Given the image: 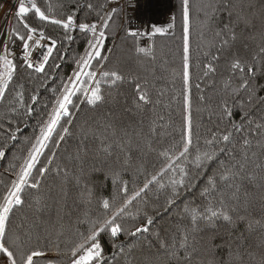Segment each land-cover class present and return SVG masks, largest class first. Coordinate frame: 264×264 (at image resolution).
Segmentation results:
<instances>
[{
  "label": "snow or ice",
  "instance_id": "6c2138e0",
  "mask_svg": "<svg viewBox=\"0 0 264 264\" xmlns=\"http://www.w3.org/2000/svg\"><path fill=\"white\" fill-rule=\"evenodd\" d=\"M116 2L0 22V264H197L221 229L228 264H264V0H178L150 29Z\"/></svg>",
  "mask_w": 264,
  "mask_h": 264
},
{
  "label": "trees",
  "instance_id": "16d2710c",
  "mask_svg": "<svg viewBox=\"0 0 264 264\" xmlns=\"http://www.w3.org/2000/svg\"><path fill=\"white\" fill-rule=\"evenodd\" d=\"M201 0H192L193 5L195 6L196 4L200 3ZM178 4V0H173V8H172V13L175 10L176 6ZM194 18H195V11L193 12ZM166 24V23H164ZM163 26V25H161ZM196 38V32H193V39L195 41ZM156 42V48H155V53L158 58V62L164 58H166V54L169 51V45L171 43V37L169 35H164V36H156L155 38ZM117 43H120L119 41H116ZM113 41L109 40L108 46H112ZM126 54V46L117 49L116 52L114 53V60H117L124 56ZM157 75L162 77L160 80L157 81L156 87L159 88H165L166 87V78L165 74L163 73L162 70L157 71ZM259 84H264V78L260 79L258 81ZM264 95V92L261 93ZM155 95V94H154ZM149 113L152 111V106L149 105L148 110ZM157 111L160 112H166L167 109L164 108V105L161 104L158 106ZM128 119V117H125ZM135 119H139V117H135ZM29 132H31V128L28 129ZM27 134V133H26ZM6 166V164L4 165ZM93 180H95L98 184L104 182L105 177L103 173L97 174L93 176ZM257 209V218H259V204L256 206ZM224 230L221 229V235L217 237L214 241L210 239L212 236L211 233L205 234L203 238V248L204 252L202 256L197 257V264H200L201 261H203V264H207L208 260H213L215 264H228L229 261V253H228V243H227V237L223 235ZM144 255H148L147 251H145Z\"/></svg>",
  "mask_w": 264,
  "mask_h": 264
},
{
  "label": "built area",
  "instance_id": "2783aa9c",
  "mask_svg": "<svg viewBox=\"0 0 264 264\" xmlns=\"http://www.w3.org/2000/svg\"><path fill=\"white\" fill-rule=\"evenodd\" d=\"M14 0H0V22L11 11ZM113 6L123 8L133 27L151 28L152 24L168 22L172 14L173 0H117ZM161 26V25H158Z\"/></svg>",
  "mask_w": 264,
  "mask_h": 264
},
{
  "label": "rangeland",
  "instance_id": "374dc122",
  "mask_svg": "<svg viewBox=\"0 0 264 264\" xmlns=\"http://www.w3.org/2000/svg\"><path fill=\"white\" fill-rule=\"evenodd\" d=\"M164 23H166V22H163V23H157V25H165Z\"/></svg>",
  "mask_w": 264,
  "mask_h": 264
},
{
  "label": "bare ground",
  "instance_id": "6f19581e",
  "mask_svg": "<svg viewBox=\"0 0 264 264\" xmlns=\"http://www.w3.org/2000/svg\"><path fill=\"white\" fill-rule=\"evenodd\" d=\"M173 8V7H172Z\"/></svg>",
  "mask_w": 264,
  "mask_h": 264
}]
</instances>
